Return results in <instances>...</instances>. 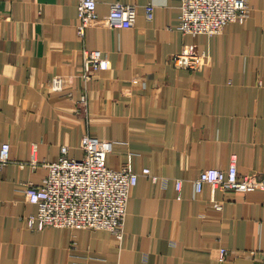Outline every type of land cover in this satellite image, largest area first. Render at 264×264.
Listing matches in <instances>:
<instances>
[{"label": "crops", "instance_id": "1", "mask_svg": "<svg viewBox=\"0 0 264 264\" xmlns=\"http://www.w3.org/2000/svg\"><path fill=\"white\" fill-rule=\"evenodd\" d=\"M112 1L97 0L81 36L79 0H0V147L12 159L0 167V264H264V189L193 182L233 158L241 174L264 172V0L214 35L179 28L181 0H120L138 4L137 20L110 26ZM187 42L210 55L201 69L174 63ZM83 48L112 67L85 79ZM56 75L62 90L50 87ZM86 133L114 142L108 166L130 160L140 173L121 244L103 228L30 225L38 206L25 185L48 168L17 161H55L62 144L81 157Z\"/></svg>", "mask_w": 264, "mask_h": 264}, {"label": "built area", "instance_id": "2", "mask_svg": "<svg viewBox=\"0 0 264 264\" xmlns=\"http://www.w3.org/2000/svg\"><path fill=\"white\" fill-rule=\"evenodd\" d=\"M148 18L152 17L154 4L144 5ZM179 28L187 34L207 33L214 35L230 21L243 22L251 12L250 0H181ZM138 4L120 0L112 1L109 10V25L130 27L137 20ZM98 16L97 0H79L77 32L84 36L91 20ZM85 79L92 77L98 69L112 67L111 59L99 49L83 48ZM179 67L192 70L201 69L210 60V55L201 51L196 43H184L182 49L172 55ZM264 86V81H261ZM53 90H62L65 82L56 75L50 83ZM86 94L81 102L86 103ZM84 153L81 157L69 155V146L61 145V153L55 161H38L35 155L30 161H17L20 166L30 163L48 168L41 183L29 181L25 185L28 199L36 203L38 210L30 216V225L36 229L47 226L107 229L121 244L125 234V219L128 201L135 187L139 172L134 170L131 161L114 168L107 165V155L113 150L114 142L89 133L80 139ZM11 145L8 141L0 147V167L9 163ZM142 173L157 179L150 167ZM196 191H201L209 183L213 191L220 187L225 190L253 191L264 189V172L252 171L241 174L236 159L227 168L209 166L201 169L193 180ZM183 179H176L178 190ZM217 207L222 204L215 202ZM228 254L221 248L220 258Z\"/></svg>", "mask_w": 264, "mask_h": 264}]
</instances>
